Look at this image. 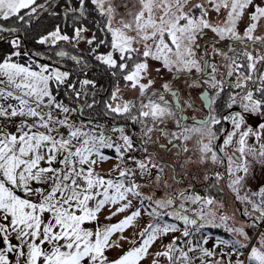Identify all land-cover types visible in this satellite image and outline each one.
<instances>
[{
    "label": "snow or ice",
    "instance_id": "snow-or-ice-1",
    "mask_svg": "<svg viewBox=\"0 0 264 264\" xmlns=\"http://www.w3.org/2000/svg\"><path fill=\"white\" fill-rule=\"evenodd\" d=\"M88 2L106 18L101 29L111 36L106 54H95L106 41L98 40L95 34L85 37L89 29L75 22L73 36L62 34L57 26L36 43L52 47L58 41L79 44L84 40L93 46L88 50L89 55H94L116 78L114 91L104 104V115L139 124L142 144H159L163 151H169L171 146L178 149L179 155L191 151L187 143L196 136L199 137L196 162L223 163L226 155L228 187L237 199L251 205L243 213L249 222L241 227L229 226L230 217L221 212L217 223L223 204L191 191L193 185L164 199L145 195L137 176L144 181L156 170L155 180L149 182L158 185L164 180L168 165L158 162L147 147L137 149L124 126L80 119L83 109H93L95 101L76 109L58 98L62 88L65 95L71 91L77 99L86 96L83 89L95 87V82L80 80L77 89L70 82L68 71L53 66L55 61L43 63L37 59L51 61L52 57L24 49L21 33L31 26L38 10L58 15L57 9L63 7L65 18H84L88 12L86 0H60L59 4L55 0H45L43 4L37 0H0V46L6 43L10 49L0 57V264H141L157 239L178 231L183 237L192 238L183 242L188 251L178 248L179 238H175L165 251L155 253L156 258L166 257L169 264H195V260L209 264L206 258L219 255L227 258V264H264V232L259 231L260 225H264V184L251 194L256 200L248 194L239 195L248 179H256L254 166L264 167V143L259 149L248 144L250 137L257 143L264 138V0H138L139 7L134 13L131 7L135 5L127 3ZM120 7L128 10L131 19L125 21L121 17L116 21L119 26L113 27ZM224 41L228 42L224 48L219 47ZM55 55L64 58L68 53L57 51ZM215 57L224 63L214 62ZM70 59L81 64V58L76 55ZM154 63L159 67H154ZM153 70L156 74L166 70L175 75L161 85L162 92L149 94L155 84ZM178 79H184L190 89L204 85L214 90V95L205 91L200 97L202 109L208 110L207 116L200 120L193 118L191 125L185 123L187 116H177V111L183 113V107L180 91L172 81ZM120 81L124 87L138 91L139 105L124 100ZM226 88L229 111L217 115L214 105ZM165 94L176 99V111ZM185 103L196 110L191 100ZM234 107L239 110L232 111ZM166 117L175 121L179 132L159 127L165 124ZM250 119L255 120V126L249 123ZM225 122L231 125V131L215 127ZM154 130H159L167 143L153 140ZM222 135V145L217 149L215 142ZM237 136V147L232 154H226L225 148ZM176 140L184 143L178 146ZM106 149L113 150L115 157L107 155ZM134 151L145 155L142 158L129 155ZM113 158L119 161L113 169L118 175L112 177L110 172L102 175L98 169ZM191 162L189 156L180 167ZM222 179L219 172L204 175L206 182L215 180L212 187H217ZM132 198L141 207L116 224L100 223L102 210L109 207L110 214L105 219L111 220L132 207ZM146 200L151 210H144L153 222L139 233L135 246L110 259L108 252L119 247L111 242V237L133 225L141 216ZM177 200L178 208L173 207ZM186 204L199 207L190 209ZM116 205L119 207L111 211ZM165 216L181 222L183 227L165 222ZM206 227L223 228L233 238L217 239L210 250L204 247L208 236L202 230ZM248 227L256 229L258 237L250 236ZM254 238L256 244L252 243ZM220 246L231 250L218 254L215 249ZM177 251L179 257L175 256ZM190 252L199 255L192 257ZM152 264H157V259ZM211 264H225V261L211 259Z\"/></svg>",
    "mask_w": 264,
    "mask_h": 264
},
{
    "label": "flooded vegetation",
    "instance_id": "flooded-vegetation-1",
    "mask_svg": "<svg viewBox=\"0 0 264 264\" xmlns=\"http://www.w3.org/2000/svg\"><path fill=\"white\" fill-rule=\"evenodd\" d=\"M55 2L58 4L60 3V0H55ZM45 3V0H43L42 2H40L39 4H43ZM89 12V11H88ZM93 13H96L95 10H93ZM85 19H87L88 21V32H85L84 34H87V38H91L93 34L97 35V34H102L104 33L103 31H101V29L104 27V18L99 20L103 25H100L97 21V17H95L94 15H90V16H86L84 17ZM66 19L63 16V25L66 22ZM77 20H79V18H77ZM76 20V21H77ZM212 34L209 33V37ZM103 38V37H102ZM106 41V38H103ZM207 39V38H206ZM107 42V41H106ZM203 43V42H202ZM227 41L221 42L218 46L221 48H224V46L227 44ZM65 44V43H63ZM85 45V47L82 49H86L88 47H93L88 45L86 42H84V40H81L79 44H75L73 43V46H75L77 49L80 50L79 45ZM103 47H107L106 44L105 46L103 45ZM237 50H239V45L237 44ZM59 51H63V50H59ZM97 51V50H96ZM211 48L209 47V53L211 54ZM96 54V53H95ZM79 57V56H78ZM60 58V57H59ZM81 58V57H80ZM209 59H213V57L211 55H209L208 57ZM60 59H65L64 58H60ZM93 59H94V55H93ZM46 63H51L48 60H45ZM74 62V61H73ZM214 62L217 63H221L223 64L224 61H222L220 59V57H215L214 58ZM75 63V62H74ZM87 64V67H84V65ZM159 67V66H158ZM62 71H66L69 70V68L65 67L64 62H60V67H59ZM76 68L77 69H89L92 68L93 70H95L97 73L102 74V70L100 68V66H97L95 63H93L91 61V59H83L81 58V64L77 65L76 64ZM65 69V70H64ZM154 71V70H153ZM220 71L223 73L224 69L221 68ZM155 72V71H154ZM175 75V73H168L167 71H162V73L160 74H153V79L155 80V84L153 86L152 89H149V94H151L152 91H158V92H162L163 89L161 88V85L164 82H168L172 79V76ZM199 74H195L193 73V76H198ZM96 76V74H95ZM173 84L176 86V88L180 91V104L183 107V113H180L177 111V116L179 115H185L188 117L187 121H185V123L191 125L193 123V118H195L196 120H200V119H204L207 114H208V110L206 108L202 109V104L203 101L200 99L201 95L203 92L207 91L210 95H214V90L208 88L207 86L201 85L200 87H194V88H188L185 80L184 79H178L176 81H172ZM190 83V81H189ZM251 86V85H250ZM123 90H127V92L123 93V98L124 100H132L135 101L137 103V105H139V93L138 91H135L126 87H123ZM228 92L229 89H225V92L221 94L220 97L217 98V103L214 105V108L216 110V114L217 115H226L229 111V109H227L226 107V102L228 100ZM153 99H157V97H153ZM165 99H167L169 101V104L172 106L173 110L176 111L175 109V104H176V99L172 98L170 96V94H165ZM187 100H191L192 102H194L195 104V108L196 110L193 111L192 108H189L187 106V104L185 103V101ZM145 103H147V100H144ZM146 110V109H145ZM239 109L234 107L232 109V111H238ZM249 123L253 124V126H255V120H249ZM150 124V121H149ZM121 126H124L126 129V133H130L132 135V137L134 138L135 141V145L136 148H142V147H147L148 148V152L154 154L156 160L162 164H166L168 165V167L165 169V177L164 180H167V178L170 179V181L174 184H180L181 186H185L188 188L189 185H193L194 187L191 189L192 190H196V189H202V191L205 193V197H209V195H212L214 192L216 193V191L218 190V186L217 187H212L211 185L213 183H216L215 180L210 181V182H206L204 180V175L205 174H212L214 172H219L223 179L226 180L228 179V176H224L226 172V168H227V157L226 155H223V163H217V164H212L211 161H209L207 163V165L204 164H200L197 161V157L199 156V152L196 149V141L197 139H199V137L193 136L192 139L187 143L188 148L191 150L188 153H180L179 155L178 153V149L177 148H171V146H169L170 150L169 151H163L159 148V144H147L144 145L141 143V137H140V125L139 124H135L133 125L130 121H126L123 118V123L120 124ZM160 128H165L166 131L168 132H179L180 129H178L176 127V123L174 120H172L171 118H165V124L164 125H159ZM217 129L223 127L224 129H226L227 131H231V125L228 123H222V125H216L215 126ZM226 135V133H225ZM152 138L153 140H159L160 143H167V138L163 137L161 132L159 130H154V132L152 133ZM224 136L222 135L220 137V140L215 142V146L217 149H219V147L222 145V141H223ZM238 136L234 138L233 143L228 146L227 148H225V153L226 154H232L234 149L237 147L236 144V140H238ZM175 144H177L178 146L182 145L184 142L182 140H176L174 141ZM135 156H137V158H142L145 153H142L141 151H134ZM238 155V153H237ZM191 157L192 162L189 163L186 167L181 168L180 165L182 163H184L185 159L187 157ZM173 169H175V172L173 171ZM173 176H175V180H173ZM195 177H199L201 178V182H199L198 184L194 183V181H192V179L194 180H198ZM188 179H190V183L188 181ZM220 183V182H219ZM237 208V207H236ZM241 209V207H238V218L242 219L243 222L248 223V220H244L242 217V212H240L239 210Z\"/></svg>",
    "mask_w": 264,
    "mask_h": 264
},
{
    "label": "rangeland",
    "instance_id": "rangeland-1",
    "mask_svg": "<svg viewBox=\"0 0 264 264\" xmlns=\"http://www.w3.org/2000/svg\"><path fill=\"white\" fill-rule=\"evenodd\" d=\"M114 3L117 4V5H123L125 3L129 4L130 6L131 5H135V7H131V11L133 13L136 12L138 10V7H139L138 0H114ZM94 9H95V6H94ZM127 11L128 10H126L123 7H120L118 9V14L115 16V19L113 20V27H118L119 26V24H117L116 21L120 20L121 17H123V19L125 21H128V20L131 19V17L127 14ZM96 15H97V19L98 20H101V19L104 18V21H105L106 18L101 16L98 11H96ZM104 24H105V22H104ZM103 32L104 33H102L101 35L100 34L96 35L97 39L99 40L102 37L103 38L105 37L107 42L110 41V39H111L110 34H108L106 31H103ZM62 34H65V33L62 32ZM84 35L87 36V34H84ZM63 43H67V42L66 41H58L56 44L61 45ZM106 46L107 47H103L101 45L97 49L96 54H106L110 50L108 45H107V43H106ZM84 47H85V45H83V44L79 45L80 49H83ZM158 66H159L158 64L154 63V67H158ZM164 71H166V70H164ZM154 73L155 72L153 71V74ZM129 90H130V88H129ZM135 91H137V90H134V92ZM125 92H127V90H123V93H125ZM262 143H264V138H262L259 143H257L254 140V138H252V137H250L248 139V144L249 145H254L257 149H259L260 144H262ZM113 154L114 153L112 152V156H114ZM238 155H239V153H238ZM113 159L114 160L112 162L113 163L112 166H109L105 162L102 165V167L98 169V171L102 175H107L109 172L111 173L112 177H115V176L118 175V172L117 171H113V169L115 168L116 164L119 161H117L118 159H116V158H113ZM155 171L156 170H153V175H154V176L152 175L153 178L150 177V178H148V180H151V178H152V181L155 180ZM254 172H255L256 179H254V180L253 179H248L247 182H246V187L242 188L240 190L239 195L240 196H244L245 194H248L251 199L256 200L257 198L252 196L251 194L254 193V192H257L259 187L262 184H264V167H262V166L257 164V165L254 166ZM224 176H227V173H225ZM162 181L158 185H155V186L153 185V183L149 182V185L146 186V187H142L141 191L147 196L154 197V199H162L161 198V191L162 190L164 191V190L167 189L166 191L170 192V194L171 193L172 194L175 193V190L171 189V186H170L169 183H167L165 185V183H162ZM188 181L190 183V179H188ZM192 181H194V183L198 184L199 182H201V178H199L198 180H195V179L193 180L192 179ZM219 186L221 188V189H219V190H221L220 195H223V199H219L217 201H220L223 204V208H222L223 209V213L230 217V219L227 221L229 226L241 227L243 224H246L245 222L242 221V219L238 218V210H237V208L241 207V209L239 211L242 212L243 219L249 221V218L246 215H244L243 213H244L245 209H249L250 210L251 205H249L246 201L241 202L239 199H237L236 193H234L228 187V179L226 180V177H225V179H222L220 181L218 187ZM160 187H163L165 189L160 188ZM177 187L180 190H183V189L187 188L185 186L181 187L180 185H178ZM156 188H158L159 194L156 193V191H157ZM193 191L196 194H198L197 191H195V190H193ZM215 194L216 193L214 192L212 195H215ZM132 199H133L132 207L130 209H128L127 211L123 212V213H119V214L113 216L111 220H106L105 219V217L110 214L109 207H106L104 210H102V212L100 214V223L102 225H105V224H108V225L116 224V223L120 222L121 220H123L127 215H130L132 211H135L138 207H141L139 202L136 199H134V198H132ZM116 207H119V205L111 207V211H115ZM151 207H155V205L152 204ZM144 209H147L149 211L151 210V208L149 207V201H147V200L145 201V203L143 205V208L141 210V216L139 218H137L136 221L133 222V225L128 227L123 233H116V234H114L111 237V242L114 243V244H118L119 247H114L108 252V255H109L110 259L118 258L119 256L123 255L125 252H127L128 250H130L133 246H135L137 244V242L140 239L139 233L141 232L140 228H137L139 225H142V227L144 226L143 228H145L149 223L153 222L152 217L147 215V211H145ZM222 209H220L218 211L217 221H216L217 223H220L219 214L222 212ZM164 220L167 223H176L178 225V227H181V228L183 227L181 222L174 221V220H172L171 218H169L167 216L164 217ZM203 231H205V233L208 236V238H211V239H208V243L209 244L207 243L206 245H204V247H206V248H209L210 245H213V243H211V242L212 241L216 242L217 239H232L233 238V236L231 234L227 233L226 231H224L223 228L206 227V228L203 229ZM246 231L248 232V234L250 236L258 237V232H257L256 229L248 227V228H246ZM259 231L260 232H264V225H260ZM180 235H181V233H179V231H178V232H175V233H169L167 236H163V237L157 239L152 244V246L149 249L148 258H151L152 260L153 259H157V261H159L158 263H160V264H169V261H168V259L166 257L160 256V257L156 258L155 257V253L165 251L166 250V245L170 244L171 237L176 238L177 236H180ZM120 237H125L126 239H121ZM186 239H192V238L191 237L185 238V239L181 238L180 240H181V242H183ZM13 242H15V241H13ZM252 243L256 244V239L255 238L253 239ZM177 247L178 248H183V250L186 251V252L188 251V249H187V247L185 246L184 243H177ZM196 253H197L196 256H198L199 253L198 252H196ZM175 256L179 257V251H177L175 253ZM189 256L194 257L192 252L189 253ZM197 262H199V260H195V263H197ZM148 264H150V263H148Z\"/></svg>",
    "mask_w": 264,
    "mask_h": 264
},
{
    "label": "trees",
    "instance_id": "trees-1",
    "mask_svg": "<svg viewBox=\"0 0 264 264\" xmlns=\"http://www.w3.org/2000/svg\"><path fill=\"white\" fill-rule=\"evenodd\" d=\"M43 0H37V3L42 2ZM88 11L86 12V16L94 15L97 17L96 13H93L94 6L86 0ZM59 4V3H58ZM58 15H50L48 12L38 10V14L33 18L30 27H26L24 31H22L21 35L23 36V45L22 47L30 52H39L42 56L52 57V60L49 62L55 61V67H60V62H64L65 67L69 68L66 70L70 73V82L76 84L77 89H79L80 85L78 81L83 79H89L95 82V87L87 86L83 89L84 92L87 93L86 96L82 95L79 99L75 98L74 94L69 91L68 95H65V90L62 88L58 98L63 100L68 106L72 108L79 109L81 105L86 103H92L95 101V106L93 109H87L86 107L81 112V119L88 120L89 118L94 119L96 122L109 126L113 123L121 124L123 123V118L114 120L112 117H106L104 115V104L106 101H109L110 95L112 91H114V85L116 84V78H114L106 67L100 64L98 61L93 59V55H89V48L84 50L77 49L73 46V43H65L61 45H54L49 47L48 45H40L37 44L36 41L55 30L57 26L61 28V32L73 36V24L75 22L76 25L83 24L88 27V21L85 18L72 17L71 19H66L65 24L63 25V7L57 9ZM77 20V21H76ZM100 25H103L98 19L97 21ZM107 43V42H106ZM103 46V45H102ZM59 50H63L68 53V56L65 59H60L55 55V53ZM10 51L8 45L5 43L0 46V57L4 55L5 52ZM97 52V51H96ZM72 55L79 56L83 59H91L93 63L97 66H100L103 71L102 74L97 73L92 68L89 69H77L76 63H74L70 57ZM38 62L46 63V59ZM23 62V61H21ZM61 70V69H60ZM65 70V69H64ZM96 74V76H95ZM121 89L124 87V82L120 81Z\"/></svg>",
    "mask_w": 264,
    "mask_h": 264
},
{
    "label": "crops",
    "instance_id": "crops-1",
    "mask_svg": "<svg viewBox=\"0 0 264 264\" xmlns=\"http://www.w3.org/2000/svg\"><path fill=\"white\" fill-rule=\"evenodd\" d=\"M121 92H122V94H123V89H121ZM105 151V153L107 154V155H109V156H111V157H114L115 156V153H114V151L113 150H104ZM112 152L114 153L113 155L114 156H112ZM113 160L114 159H110V160H108L106 163L109 165V166H112V162H113ZM118 161V160H117ZM155 174H156V171H155ZM154 176V175H153ZM153 176H152V178H153ZM152 178H151V180H152ZM164 181V180H163ZM162 181V183H164ZM167 183H169L170 184V186H171V189L172 190H175V193H178V192H180V191H183V190H185V189H183V190H180V189H178V185H180V184H175L174 183V185H173V183L170 181V179L169 178H167ZM181 186V185H180ZM181 187H183V185L181 186ZM160 188H163V187H160ZM163 189H165V188H163ZM219 189H221L220 188V186H219V188H218V190L216 191V194L215 195H209L208 194V196L209 197H212V198H214V199H216V200H219V199H223V195H220V193H221V190H219ZM156 193H158L159 194V192H158V188H156ZM167 190V189H166ZM166 190H162L161 191V198L162 199H164V198H167L169 195H172V193L170 194V192H168V191H166ZM193 191V190H192ZM195 191H197V193L198 194H200L201 196H205V193L202 191V189H196ZM175 193H173V194H175ZM219 194V195H218ZM222 213H223V209H222ZM224 214V213H223ZM228 223V222H227ZM144 227V226H143ZM143 227H142V225H139L137 228H140V231H142L143 230ZM136 228V227H135ZM202 232L204 233V234H206L205 233V231H203L202 230ZM176 238H179L178 240H177V243H183V242H181V238L183 239H185V237H183L182 235H180V236H177ZM198 238H200V237H197V239ZM173 239H175L174 237H171V241H170V243L172 242V240ZM208 239H211V238H208ZM211 243H213V245H210L209 246V248L208 249H213V246H214V244H215V242H211ZM209 244V243H208ZM231 249H229V248H227V247H225V246H220V247H218V248H216L215 249V251L219 254L221 251H224V252H228V251H230ZM193 255H194V257L197 255V253H193ZM150 257V256H149ZM208 259V261H209V264H211V259H223L224 261H225V264H227V258L226 257H220L219 255H217V257H214V258H211V259H209V258H207ZM232 259H235V257H232ZM143 261V262H142ZM141 261V264H148V263H150V264H152V259L151 258H148V256L144 259V260H142ZM159 261H157V264H160V263H158ZM197 263H200V261L199 262H197Z\"/></svg>",
    "mask_w": 264,
    "mask_h": 264
},
{
    "label": "built area",
    "instance_id": "built-area-1",
    "mask_svg": "<svg viewBox=\"0 0 264 264\" xmlns=\"http://www.w3.org/2000/svg\"><path fill=\"white\" fill-rule=\"evenodd\" d=\"M73 119H76V116L74 115L73 116ZM80 119H81V117H80ZM85 121H87V120H85ZM102 125V124H101ZM129 155H135L134 154V152H132V153H129ZM128 166H132L130 163H129V165ZM137 182H140L141 183V185H142V187H146V186H148L149 185V180L148 179H146V180H144V181H141L140 179H139V176H137ZM141 187V188H142ZM179 200H177L176 202H175V204H174V206L173 207H176V208H178V205H179ZM187 208H190V209H195V208H197V207H199V205H191V204H186L185 205ZM172 209H168V211H171ZM189 215H191V213H188ZM179 233H181V232H179ZM195 264H200V263H195Z\"/></svg>",
    "mask_w": 264,
    "mask_h": 264
},
{
    "label": "water",
    "instance_id": "water-1",
    "mask_svg": "<svg viewBox=\"0 0 264 264\" xmlns=\"http://www.w3.org/2000/svg\"><path fill=\"white\" fill-rule=\"evenodd\" d=\"M79 115H81V113Z\"/></svg>",
    "mask_w": 264,
    "mask_h": 264
}]
</instances>
